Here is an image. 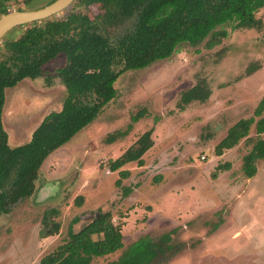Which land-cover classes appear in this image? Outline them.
Instances as JSON below:
<instances>
[{"label":"rangeland","instance_id":"374dc122","mask_svg":"<svg viewBox=\"0 0 264 264\" xmlns=\"http://www.w3.org/2000/svg\"><path fill=\"white\" fill-rule=\"evenodd\" d=\"M48 2L0 0V8L36 10ZM71 12L92 20L102 14L98 6H68L53 17ZM255 17L256 24L247 28L225 27L210 49L205 41L182 45L169 59L122 74L114 99L41 162L33 195L0 215V264H39L66 242L70 228L78 232L97 213H109L113 225L120 226L123 248L91 264L117 259L139 237L156 241L167 233L180 247L158 264H264V160L256 163L252 178L241 170L255 137L254 124L247 139L221 156L214 154L230 127L254 118L264 96V7ZM132 25L130 19L100 26V32L114 39ZM24 26L8 39H17L27 30ZM63 65L60 55L43 67L41 77L5 90L2 125L9 146L28 142L44 116L60 110L65 90L55 73ZM196 85L208 97L179 109L181 93ZM139 110L147 116L126 137L108 142ZM150 129L152 146L142 157L143 167L129 163L122 168L130 175L121 185L133 188L124 198L115 185L118 172H110L108 163ZM224 163L230 167L218 171ZM51 209L58 211L60 230L41 239V219Z\"/></svg>","mask_w":264,"mask_h":264},{"label":"trees","instance_id":"16d2710c","mask_svg":"<svg viewBox=\"0 0 264 264\" xmlns=\"http://www.w3.org/2000/svg\"><path fill=\"white\" fill-rule=\"evenodd\" d=\"M54 1L49 0L46 6ZM69 6L79 9L98 6L102 14L95 20L77 12L62 18H47L25 25L27 30L15 40L8 36L21 27L14 28L0 41V215L9 213L16 204L33 195L41 162L114 99V85L122 74L169 59L182 45L195 47L205 41L204 45L212 48L213 43H217V34L225 27L235 30L256 24L255 14L264 7V0H74ZM8 12L6 6L0 8V16ZM130 19L133 20L131 29L114 39L100 32L101 27ZM60 55L64 56V65L55 73L65 90L60 110L44 116L28 142L9 146L2 125L5 90L23 80L41 77L43 67ZM207 97L205 88L196 85L181 93L177 107L183 109ZM263 113L264 96L254 110V118L239 120L214 148V154L221 156L224 150L247 139L254 124L255 137L250 139V149L242 157L241 170L247 178L256 174V163L264 160ZM146 116L139 110L122 131L110 134L107 141L126 137L133 125ZM152 131L145 132L108 163L110 172H118L115 185L124 198L133 188L121 185L130 175L122 168L129 163L143 167L142 157L152 146ZM229 167L224 163L218 164L216 169L223 171ZM81 200L78 197L75 203L80 205ZM57 216L56 209L44 213L39 238L58 234ZM77 221L75 218L72 223ZM122 242L121 228L113 225L110 214L97 213L78 232L70 228L66 242L44 256L39 264H91L95 258L121 250ZM171 242L170 233L156 241L148 236L139 237L117 259L106 264H158L179 250L180 245Z\"/></svg>","mask_w":264,"mask_h":264},{"label":"water","instance_id":"95a60500","mask_svg":"<svg viewBox=\"0 0 264 264\" xmlns=\"http://www.w3.org/2000/svg\"><path fill=\"white\" fill-rule=\"evenodd\" d=\"M73 1L55 0L51 4L36 10L12 11L0 16V41L14 28L51 18L66 9Z\"/></svg>","mask_w":264,"mask_h":264}]
</instances>
